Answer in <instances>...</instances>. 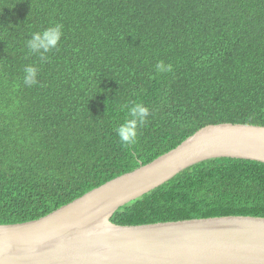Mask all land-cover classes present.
<instances>
[{
    "label": "trees",
    "instance_id": "obj_1",
    "mask_svg": "<svg viewBox=\"0 0 264 264\" xmlns=\"http://www.w3.org/2000/svg\"><path fill=\"white\" fill-rule=\"evenodd\" d=\"M218 124L264 126V0H0V225L42 218ZM264 218V164L193 165L139 226Z\"/></svg>",
    "mask_w": 264,
    "mask_h": 264
},
{
    "label": "water",
    "instance_id": "obj_2",
    "mask_svg": "<svg viewBox=\"0 0 264 264\" xmlns=\"http://www.w3.org/2000/svg\"><path fill=\"white\" fill-rule=\"evenodd\" d=\"M224 158L264 164V126H206L152 162L42 218L0 225V264H264V218L110 222L119 208L191 166Z\"/></svg>",
    "mask_w": 264,
    "mask_h": 264
}]
</instances>
